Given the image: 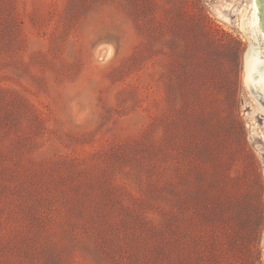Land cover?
Masks as SVG:
<instances>
[{
	"label": "rangeland",
	"instance_id": "obj_1",
	"mask_svg": "<svg viewBox=\"0 0 264 264\" xmlns=\"http://www.w3.org/2000/svg\"><path fill=\"white\" fill-rule=\"evenodd\" d=\"M241 12L0 0V264H264Z\"/></svg>",
	"mask_w": 264,
	"mask_h": 264
},
{
	"label": "water",
	"instance_id": "obj_2",
	"mask_svg": "<svg viewBox=\"0 0 264 264\" xmlns=\"http://www.w3.org/2000/svg\"><path fill=\"white\" fill-rule=\"evenodd\" d=\"M253 4L256 10L259 27L264 36V0H253ZM240 27L243 35L249 42L246 51L243 53L244 83L253 98L264 107V45L258 43L254 28H252L251 34L256 45L252 44L244 31L243 15L241 17Z\"/></svg>",
	"mask_w": 264,
	"mask_h": 264
},
{
	"label": "bare ground",
	"instance_id": "obj_3",
	"mask_svg": "<svg viewBox=\"0 0 264 264\" xmlns=\"http://www.w3.org/2000/svg\"><path fill=\"white\" fill-rule=\"evenodd\" d=\"M250 5H251V14H250L251 16L244 18V16H246V15H244V13L241 12L240 16H239L238 26L241 29L240 23H241V17L243 15L244 31H245V34L248 35V38L250 39L252 44L256 45V42H255V40L251 34L252 28H254V32H255L256 38L258 40V43L260 45H264V36L262 35V31L259 27V23H258V19H257V15H256V10H255L254 4H253V0H250ZM221 9H223V8H221ZM223 16L226 20L230 21V17H228L225 14H223ZM247 43H249V42L247 41ZM247 46H248V44H247Z\"/></svg>",
	"mask_w": 264,
	"mask_h": 264
}]
</instances>
